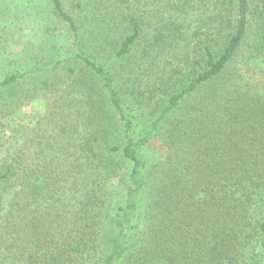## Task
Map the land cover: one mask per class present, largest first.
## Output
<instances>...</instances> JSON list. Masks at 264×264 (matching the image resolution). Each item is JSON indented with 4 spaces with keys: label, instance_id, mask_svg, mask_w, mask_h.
Returning <instances> with one entry per match:
<instances>
[{
    "label": "trees",
    "instance_id": "trees-1",
    "mask_svg": "<svg viewBox=\"0 0 264 264\" xmlns=\"http://www.w3.org/2000/svg\"><path fill=\"white\" fill-rule=\"evenodd\" d=\"M47 1L70 56L0 82L2 118L53 99L0 144V264H263L264 0Z\"/></svg>",
    "mask_w": 264,
    "mask_h": 264
},
{
    "label": "rangeland",
    "instance_id": "rangeland-1",
    "mask_svg": "<svg viewBox=\"0 0 264 264\" xmlns=\"http://www.w3.org/2000/svg\"><path fill=\"white\" fill-rule=\"evenodd\" d=\"M69 48L66 32L47 0H0V82L12 74L51 66L70 56ZM37 90L26 89L36 91V99L13 107L3 118L0 115V144L5 143L11 127L35 125L47 104L53 102L51 95Z\"/></svg>",
    "mask_w": 264,
    "mask_h": 264
}]
</instances>
